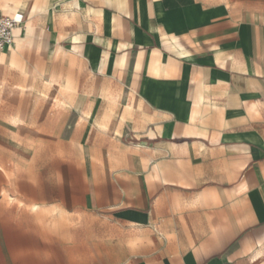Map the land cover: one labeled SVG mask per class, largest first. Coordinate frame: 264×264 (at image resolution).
Wrapping results in <instances>:
<instances>
[{
    "label": "crops",
    "instance_id": "1",
    "mask_svg": "<svg viewBox=\"0 0 264 264\" xmlns=\"http://www.w3.org/2000/svg\"><path fill=\"white\" fill-rule=\"evenodd\" d=\"M30 7L13 46L40 49L44 80L74 90L118 162L113 202L85 206L104 235L77 247L113 264H264V0ZM1 205L29 222L42 204Z\"/></svg>",
    "mask_w": 264,
    "mask_h": 264
},
{
    "label": "rangeland",
    "instance_id": "2",
    "mask_svg": "<svg viewBox=\"0 0 264 264\" xmlns=\"http://www.w3.org/2000/svg\"><path fill=\"white\" fill-rule=\"evenodd\" d=\"M3 1L0 12L20 10L26 20L38 2ZM39 51L11 46L0 55V264H113L77 244L104 235L92 224L100 210L85 206L113 202L118 177L108 174L118 162L71 111L74 90L44 80ZM19 201L42 205L29 222L8 220L1 203Z\"/></svg>",
    "mask_w": 264,
    "mask_h": 264
},
{
    "label": "built area",
    "instance_id": "3",
    "mask_svg": "<svg viewBox=\"0 0 264 264\" xmlns=\"http://www.w3.org/2000/svg\"><path fill=\"white\" fill-rule=\"evenodd\" d=\"M25 15L15 11L10 15L0 12V53L14 45L15 34L24 32Z\"/></svg>",
    "mask_w": 264,
    "mask_h": 264
},
{
    "label": "bare ground",
    "instance_id": "4",
    "mask_svg": "<svg viewBox=\"0 0 264 264\" xmlns=\"http://www.w3.org/2000/svg\"><path fill=\"white\" fill-rule=\"evenodd\" d=\"M3 52H4V51H3ZM3 52H1V53H3ZM1 53H0V54H1ZM33 210H34V209H33Z\"/></svg>",
    "mask_w": 264,
    "mask_h": 264
}]
</instances>
